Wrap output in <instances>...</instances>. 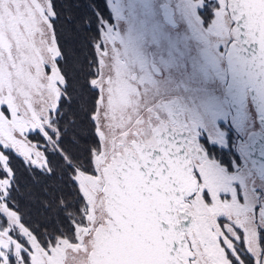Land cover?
I'll return each mask as SVG.
<instances>
[{
	"label": "snow or ice",
	"instance_id": "1",
	"mask_svg": "<svg viewBox=\"0 0 264 264\" xmlns=\"http://www.w3.org/2000/svg\"><path fill=\"white\" fill-rule=\"evenodd\" d=\"M201 3L264 96V0ZM73 7L0 0V264H264V205L138 82L104 7Z\"/></svg>",
	"mask_w": 264,
	"mask_h": 264
},
{
	"label": "flooded vegetation",
	"instance_id": "2",
	"mask_svg": "<svg viewBox=\"0 0 264 264\" xmlns=\"http://www.w3.org/2000/svg\"><path fill=\"white\" fill-rule=\"evenodd\" d=\"M184 1L153 0L146 9L150 16L157 15L160 21L157 29L163 31L152 32L150 29L144 36L134 39L128 54L125 52L124 55L135 69L138 82L147 85L146 90L159 95L169 106L173 117L182 125V131L189 133L191 138L198 141L202 138L214 146L215 150L208 155L207 162L218 175L239 178L230 183L239 202L243 200L242 176L254 175L259 185L253 184L249 188L255 196L254 206L260 207L264 201V187L261 185L264 176H257L242 154V145L246 143L248 134L260 129L258 116L248 97L237 115L234 113L226 94L228 38L218 31L206 33L205 37L198 35L196 22L185 14L182 7H178ZM164 4L172 8L174 26L165 21L168 9L163 7ZM205 6L211 5L201 3L199 9L195 7L194 13L199 20V29L209 32L216 22L204 26ZM184 31L190 34V39L185 42L180 41ZM217 110L220 111L219 116ZM199 146L203 148V144Z\"/></svg>",
	"mask_w": 264,
	"mask_h": 264
},
{
	"label": "rangeland",
	"instance_id": "3",
	"mask_svg": "<svg viewBox=\"0 0 264 264\" xmlns=\"http://www.w3.org/2000/svg\"><path fill=\"white\" fill-rule=\"evenodd\" d=\"M110 8L112 9L114 15H115V21L112 23V26L114 29H116L119 32L120 37L123 39L124 44L121 48V51L123 53L127 52V50L130 48V46L133 44L134 39L139 38L141 36H144L150 29L152 32H157V24L160 23L159 19L156 16L149 15V11L146 9L147 7L151 6V2L153 0H107ZM141 7L140 10L137 8ZM179 8H183L185 14H188L191 16V19L194 20L197 24V34L200 36L205 37L206 33L212 32V29L216 28V23L214 27L209 30V32H205L199 29V20L196 17V14L194 13L196 5L193 4L190 0H185L182 2V4L179 3ZM199 25V26H198ZM201 28V27H200ZM163 30H159L158 32H161ZM171 33V32H169ZM183 38L180 39V41H187L190 39V34H188L186 31L182 32ZM170 37H176L171 36ZM128 54V52H127ZM127 60V58L125 57ZM217 116H219L220 111H216ZM220 178L227 184V186L231 189L230 183L233 180H239L238 177L236 178H230L223 174H219ZM242 188H243V200L240 203H248L250 206H254L255 196H252V193L250 191V186L253 184L259 185L258 180L254 177V175L247 176L246 178L242 176ZM261 180L259 179V182ZM261 184L264 187V182ZM234 193V191H233ZM235 194V193H234ZM258 207V206H254Z\"/></svg>",
	"mask_w": 264,
	"mask_h": 264
},
{
	"label": "water",
	"instance_id": "4",
	"mask_svg": "<svg viewBox=\"0 0 264 264\" xmlns=\"http://www.w3.org/2000/svg\"><path fill=\"white\" fill-rule=\"evenodd\" d=\"M163 7L168 9V15L165 21L174 26L172 19V8L169 4H164ZM226 62L228 66V84L226 86V94L229 97L230 104L234 113L241 108V104L245 101L246 97L249 98L251 105L258 116L257 123L260 127L259 130L251 131L247 138L246 143L242 145V154L250 163L251 168L257 176H264V96L258 91H254L248 83V72L238 53L230 45L226 54ZM264 205V201L261 206Z\"/></svg>",
	"mask_w": 264,
	"mask_h": 264
},
{
	"label": "trees",
	"instance_id": "5",
	"mask_svg": "<svg viewBox=\"0 0 264 264\" xmlns=\"http://www.w3.org/2000/svg\"><path fill=\"white\" fill-rule=\"evenodd\" d=\"M71 3L74 6L73 13L76 16H86L90 10L96 11V6L99 5L101 7H104V9L107 11L108 17L111 19V22L113 23L115 21V15L110 8L107 0H71ZM97 15H99V13H97ZM68 46L70 49L74 47V40L70 39ZM49 183L52 182L49 181ZM25 203V211L30 212L32 214V217L40 224H47L49 229L58 224L59 217L56 215L54 210L45 212L43 209L38 210L35 205H28L27 202ZM41 230L43 231L44 229L42 228Z\"/></svg>",
	"mask_w": 264,
	"mask_h": 264
}]
</instances>
